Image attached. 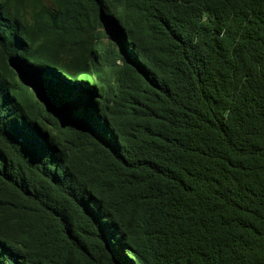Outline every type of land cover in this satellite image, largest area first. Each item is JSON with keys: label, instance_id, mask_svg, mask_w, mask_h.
I'll use <instances>...</instances> for the list:
<instances>
[{"label": "trees", "instance_id": "trees-1", "mask_svg": "<svg viewBox=\"0 0 264 264\" xmlns=\"http://www.w3.org/2000/svg\"><path fill=\"white\" fill-rule=\"evenodd\" d=\"M0 264H264V0H0Z\"/></svg>", "mask_w": 264, "mask_h": 264}, {"label": "water", "instance_id": "water-1", "mask_svg": "<svg viewBox=\"0 0 264 264\" xmlns=\"http://www.w3.org/2000/svg\"><path fill=\"white\" fill-rule=\"evenodd\" d=\"M40 97H41L42 102L47 101L49 105H51L53 108L59 110L60 112L62 111L60 103L56 100L54 95L50 94L46 89H41ZM60 119L62 120L61 117ZM63 127L65 128V127H74V126L69 123V124L64 125Z\"/></svg>", "mask_w": 264, "mask_h": 264}, {"label": "snow or ice", "instance_id": "snow-or-ice-1", "mask_svg": "<svg viewBox=\"0 0 264 264\" xmlns=\"http://www.w3.org/2000/svg\"><path fill=\"white\" fill-rule=\"evenodd\" d=\"M49 6L52 8L53 12L55 11V5L58 3V0H48Z\"/></svg>", "mask_w": 264, "mask_h": 264}]
</instances>
